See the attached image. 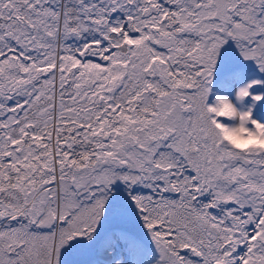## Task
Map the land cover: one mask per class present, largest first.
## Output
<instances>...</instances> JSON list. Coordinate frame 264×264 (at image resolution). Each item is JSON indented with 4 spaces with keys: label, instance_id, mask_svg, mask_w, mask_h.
<instances>
[{
    "label": "snow or ice",
    "instance_id": "1",
    "mask_svg": "<svg viewBox=\"0 0 264 264\" xmlns=\"http://www.w3.org/2000/svg\"><path fill=\"white\" fill-rule=\"evenodd\" d=\"M0 264H264V0H0Z\"/></svg>",
    "mask_w": 264,
    "mask_h": 264
}]
</instances>
